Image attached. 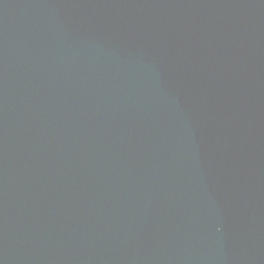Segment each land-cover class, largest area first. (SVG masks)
Returning <instances> with one entry per match:
<instances>
[{
  "label": "water",
  "instance_id": "95a60500",
  "mask_svg": "<svg viewBox=\"0 0 264 264\" xmlns=\"http://www.w3.org/2000/svg\"><path fill=\"white\" fill-rule=\"evenodd\" d=\"M0 264H264V0H0Z\"/></svg>",
  "mask_w": 264,
  "mask_h": 264
}]
</instances>
